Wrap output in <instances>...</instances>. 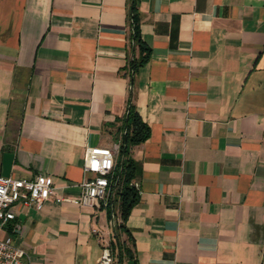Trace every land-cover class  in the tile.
<instances>
[{
    "label": "crops",
    "instance_id": "obj_1",
    "mask_svg": "<svg viewBox=\"0 0 264 264\" xmlns=\"http://www.w3.org/2000/svg\"><path fill=\"white\" fill-rule=\"evenodd\" d=\"M138 11L152 56L135 77L151 128L131 147L135 262L264 264V0ZM130 30L129 0H0V175L49 174L57 193L16 206L5 229L24 264H98L93 227L129 243L118 196L99 208L58 197L80 192L88 146L122 143Z\"/></svg>",
    "mask_w": 264,
    "mask_h": 264
},
{
    "label": "built area",
    "instance_id": "obj_2",
    "mask_svg": "<svg viewBox=\"0 0 264 264\" xmlns=\"http://www.w3.org/2000/svg\"><path fill=\"white\" fill-rule=\"evenodd\" d=\"M121 148L120 141L112 146H88L84 155L85 178L79 184L80 192L65 194L58 200L78 206L101 207L113 192L111 177ZM132 184L140 193L139 182L135 180ZM54 197L57 193L49 174H38L33 179L0 175V264H24L27 255L26 249L5 231L8 224L17 218L16 206L42 209L45 202ZM92 233L103 246L98 264H116L111 241L98 227H93Z\"/></svg>",
    "mask_w": 264,
    "mask_h": 264
},
{
    "label": "trees",
    "instance_id": "obj_3",
    "mask_svg": "<svg viewBox=\"0 0 264 264\" xmlns=\"http://www.w3.org/2000/svg\"><path fill=\"white\" fill-rule=\"evenodd\" d=\"M138 1L139 0H129L131 54L127 65L121 70V74L129 76L131 87L125 115V133L122 136L121 159L117 162L116 168L111 177L112 191L114 192V196H118L120 200L121 222L119 225H116V230L117 232H119V230L126 232L129 242H122L118 238L117 242H113L112 244L113 249L117 254L119 264H122L125 259L135 261V253L131 247L135 244V241L133 235L126 226V221L131 213V210L140 199L139 191L132 184V182L136 180L138 166L135 160L131 157V147L145 142L151 134L150 125L138 112L135 102L136 74L139 68L147 63L152 56L151 48L146 44L141 36ZM123 159L124 164H122Z\"/></svg>",
    "mask_w": 264,
    "mask_h": 264
},
{
    "label": "water",
    "instance_id": "obj_4",
    "mask_svg": "<svg viewBox=\"0 0 264 264\" xmlns=\"http://www.w3.org/2000/svg\"><path fill=\"white\" fill-rule=\"evenodd\" d=\"M133 56H134V53H133ZM122 164H124V159L122 160ZM113 196H114V192H112ZM127 264H136V262L134 260H129L127 262Z\"/></svg>",
    "mask_w": 264,
    "mask_h": 264
}]
</instances>
